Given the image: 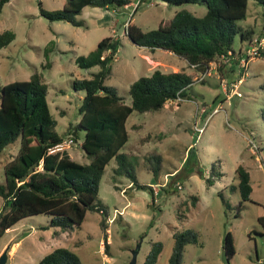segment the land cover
Listing matches in <instances>:
<instances>
[{
  "label": "rangeland",
  "instance_id": "1",
  "mask_svg": "<svg viewBox=\"0 0 264 264\" xmlns=\"http://www.w3.org/2000/svg\"><path fill=\"white\" fill-rule=\"evenodd\" d=\"M136 1L116 8L87 5L76 14L81 25L49 20L40 14L39 2L46 9H55L62 7L63 0H8L3 4L0 31L11 30L14 38L0 48V83L40 73L47 84L46 99L56 131L64 139L69 132L73 136L62 153L81 163L88 162L81 147L84 129L78 124L85 91L75 89L72 82L90 76L99 66H78V55H87L105 36L119 37L105 83L114 86L128 104L131 82L156 68L165 72L185 69L195 78L181 100L170 99L158 110H133L126 119L129 138L120 152L127 154L138 180L152 186V204L148 188H135L128 177L114 172L116 160L112 158L104 168L96 198L109 211L107 242L97 210H87L80 225L59 234L53 227L42 228L49 215L35 213L0 235V253L9 245L4 264H36L56 246L71 248L83 264H101L105 254L111 264H129L137 245L136 264H143L154 241L162 242L154 264H170L172 233L185 228L194 229L198 241L185 245L181 264H264V228L257 219L264 213V57L251 56L244 66L238 62V56H245L258 37L264 43V6L248 0L246 16L236 22L253 30L251 41L236 34L234 53L217 57L207 72L170 50H150L134 43L123 29L128 22L143 30L155 28L181 8L202 15L205 4L142 0L135 5ZM230 61L235 62L232 69ZM238 78L236 94L232 82ZM17 148L16 141L0 152V183L4 182L3 163ZM152 150L161 155L157 176L144 165ZM212 164L220 176H209ZM238 165L250 174L251 199L242 201L236 214L240 201ZM208 176L212 183L206 182ZM191 195L197 196L194 205ZM2 205L0 195V211ZM228 230L235 252L224 262L222 241Z\"/></svg>",
  "mask_w": 264,
  "mask_h": 264
},
{
  "label": "trees",
  "instance_id": "2",
  "mask_svg": "<svg viewBox=\"0 0 264 264\" xmlns=\"http://www.w3.org/2000/svg\"><path fill=\"white\" fill-rule=\"evenodd\" d=\"M7 1L0 0V11ZM163 1L171 4L201 3L205 4L206 11L202 15H195L189 9L181 8L167 22H160L157 27L147 30L128 22L125 35L134 43L150 50H170L186 59L189 65L194 64L196 69L205 71L209 63L220 55L227 54L228 51L234 53L232 45L236 34H239L241 40L248 38L251 41L253 30L242 28L236 22L246 16L248 0ZM255 1L264 6V0ZM129 2L130 0H63L62 7L55 9H46L39 2V11L49 20H64L73 25H81L82 21L76 18V14L87 5L116 8ZM13 38V31H0V48ZM259 40L260 37L257 38ZM119 44V37L105 36L87 55L75 58L80 67L99 66L90 76L75 78L72 82L75 89L85 91L79 106L78 120L79 126L84 129L81 147L88 158L85 163L70 158L62 150L49 152V148L61 142L64 137L55 129L56 120L46 99L47 84L40 73L35 71L28 79L0 83V152L7 145L18 142L15 154L3 163L0 235L20 219L35 213L50 216L42 228L53 227L55 234L72 231L81 224L87 210H97L101 213L99 224L107 242L109 211L102 202H96V198L104 168L112 158L116 160L114 172L128 177L131 186L135 188H148L152 204V186L138 180L127 154L120 152L129 138L126 119L133 110H158L170 99L185 97V89L195 78L185 69L165 72L156 68L150 74L141 75L131 82L128 89L131 102L125 103L116 88L105 83L111 73V60ZM256 56L264 57V47L258 49ZM231 63L235 62L230 61L232 69ZM72 134L76 135V132ZM145 160L146 169L157 176L161 167V155L152 150ZM31 165H34V169L28 172ZM211 170L209 176L222 174L214 171L213 164ZM235 171L240 194L236 210L238 214L242 201L251 199V183L247 169L238 165ZM209 176L206 182L212 183ZM114 186L118 188L116 183ZM231 187L234 189L235 185ZM219 195L225 206L229 207L223 193L219 192ZM196 201L197 196L191 195V203L194 205ZM257 219L264 228V213ZM172 237L169 263L181 264L185 245L196 243L198 234L194 229L185 228L174 231ZM222 248L226 249L228 257L235 252L233 235L229 230L223 237ZM161 249L162 242L154 241L143 264H154ZM36 264L83 262L71 248L56 246L39 258Z\"/></svg>",
  "mask_w": 264,
  "mask_h": 264
},
{
  "label": "built area",
  "instance_id": "3",
  "mask_svg": "<svg viewBox=\"0 0 264 264\" xmlns=\"http://www.w3.org/2000/svg\"><path fill=\"white\" fill-rule=\"evenodd\" d=\"M142 0H137L136 1V3H135V5L136 4H139L140 2H141ZM126 27H127V23L126 24H124V31H126ZM257 40V39H256ZM260 47H264V43L261 41V40H259L258 42H257V44L256 45H250V47L247 49V51H246V55L245 56H238V62H239V64L240 65H242V66H244L245 65V63L247 62V60L251 57V56H254V55H256L257 54V52H258V49L260 48ZM108 51H109V49H108ZM229 54H233V52L232 51H228L227 52V54H222V55H220L221 57H225L226 55H229ZM211 63H212V61L209 63V66H207V68H206V70L205 71H210V69H211V67H210V65H211ZM191 66H193L194 67V64H192ZM241 81V78H238V80H237V82H232V86H233V91L236 93V94H239V91H236V87H237V84H238V82H240ZM223 90H225V86H224V84H223ZM232 91V92H233ZM174 99H177V100H181L182 99V97H176V98H174ZM216 109L214 108V111H215ZM201 127H198V131H201ZM73 142V139H72V137H71V135H68V137H67V139H63L61 142H59V143H57V144H55L54 146H52V147H50L49 148V152H54V151H57V150H63L64 149V147L66 146V145H68V144H70V143H72ZM105 241V240H104ZM107 241V240H106ZM100 246L101 247H103L104 246V243H103V241H101V243H100ZM102 251H103V248H102ZM104 253V252H103ZM101 264H111V260H110V258L105 254V256L103 257V261H102V263Z\"/></svg>",
  "mask_w": 264,
  "mask_h": 264
},
{
  "label": "water",
  "instance_id": "4",
  "mask_svg": "<svg viewBox=\"0 0 264 264\" xmlns=\"http://www.w3.org/2000/svg\"><path fill=\"white\" fill-rule=\"evenodd\" d=\"M33 169H34V165H31L28 172H32ZM22 180H24V177L22 178ZM138 246L139 245H137V247L132 250V258H131L129 264H136V253H137ZM8 247H9V245H6L5 248L2 250V252L0 253V264H4V262L8 256ZM221 253H222V260L224 262L228 261L229 257L227 255L225 248H222Z\"/></svg>",
  "mask_w": 264,
  "mask_h": 264
},
{
  "label": "crops",
  "instance_id": "5",
  "mask_svg": "<svg viewBox=\"0 0 264 264\" xmlns=\"http://www.w3.org/2000/svg\"><path fill=\"white\" fill-rule=\"evenodd\" d=\"M128 4H129V3H128ZM125 6H126V5H125ZM125 6H124V7H125ZM104 8H105V7H104ZM120 29H121V27H120ZM120 29H119V31H120ZM119 31H118V32H119Z\"/></svg>",
  "mask_w": 264,
  "mask_h": 264
}]
</instances>
